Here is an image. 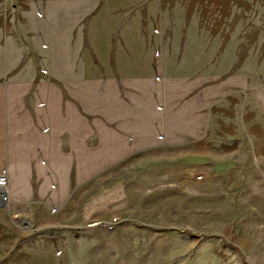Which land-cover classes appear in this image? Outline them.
Segmentation results:
<instances>
[{"label": "crops", "instance_id": "1", "mask_svg": "<svg viewBox=\"0 0 264 264\" xmlns=\"http://www.w3.org/2000/svg\"><path fill=\"white\" fill-rule=\"evenodd\" d=\"M53 1L49 47L13 64L8 58L0 73V173L9 177V210L22 216L43 207L68 223L77 214L92 238L139 201L124 176L141 155L176 151L178 177L203 167L218 173L198 162L213 156L204 147L214 141V109L234 95L247 99L251 79L183 71L186 44L175 54L147 11L123 17L98 0L76 15L73 31H59L64 0ZM252 94L264 110V90Z\"/></svg>", "mask_w": 264, "mask_h": 264}, {"label": "rangeland", "instance_id": "2", "mask_svg": "<svg viewBox=\"0 0 264 264\" xmlns=\"http://www.w3.org/2000/svg\"><path fill=\"white\" fill-rule=\"evenodd\" d=\"M99 2L62 1L59 31H73L81 24L76 15ZM55 4L0 0V73L8 58L13 64L49 47ZM102 6L123 17L136 10L157 18L155 35L167 36L175 54L179 42L186 44L183 71L244 74L252 93L264 90V0H102ZM252 93L214 109V141L204 147L213 156L198 162L218 173L203 167L178 177L184 166L176 151L141 155L124 176L139 201L110 217L119 218L114 229L102 223V236L92 238L77 214L68 223L43 207L22 216L2 208L0 264H264V110ZM159 155L172 159L147 158Z\"/></svg>", "mask_w": 264, "mask_h": 264}, {"label": "built area", "instance_id": "3", "mask_svg": "<svg viewBox=\"0 0 264 264\" xmlns=\"http://www.w3.org/2000/svg\"><path fill=\"white\" fill-rule=\"evenodd\" d=\"M199 179L202 176H198ZM8 184H9V177L6 170H3L0 173V201L5 203L6 206L10 202L9 193H8ZM119 223L118 217H113L107 224L109 229H114L115 226Z\"/></svg>", "mask_w": 264, "mask_h": 264}, {"label": "water", "instance_id": "4", "mask_svg": "<svg viewBox=\"0 0 264 264\" xmlns=\"http://www.w3.org/2000/svg\"><path fill=\"white\" fill-rule=\"evenodd\" d=\"M6 204L0 201V208H5Z\"/></svg>", "mask_w": 264, "mask_h": 264}]
</instances>
